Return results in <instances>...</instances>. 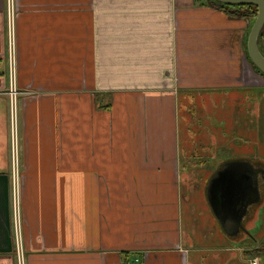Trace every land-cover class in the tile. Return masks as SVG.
Returning a JSON list of instances; mask_svg holds the SVG:
<instances>
[{
    "label": "crops",
    "instance_id": "1",
    "mask_svg": "<svg viewBox=\"0 0 264 264\" xmlns=\"http://www.w3.org/2000/svg\"><path fill=\"white\" fill-rule=\"evenodd\" d=\"M7 2L0 0V264H17ZM13 3L24 264H249L241 245L194 240L220 227L207 199L225 162L210 147L220 132L217 106L228 96L256 114L252 91L264 88L247 58L249 19L208 0ZM206 102L212 112L196 114ZM179 132H200L202 145L181 150ZM202 132H212L208 144Z\"/></svg>",
    "mask_w": 264,
    "mask_h": 264
},
{
    "label": "rangeland",
    "instance_id": "2",
    "mask_svg": "<svg viewBox=\"0 0 264 264\" xmlns=\"http://www.w3.org/2000/svg\"><path fill=\"white\" fill-rule=\"evenodd\" d=\"M210 2L213 3L214 1L210 0ZM231 9L232 8L229 7V10ZM252 93L257 96L256 114L254 112V105L246 106L245 104L240 105L239 103H234L237 100L231 99L228 96L224 104H218L216 109L220 119L218 121L220 132H217L219 133L218 143L210 146H215L212 148V152L216 155V162L220 163L224 160L246 158L264 163V88H259L255 93L254 91H252ZM212 108L213 107L207 102L205 107L198 103L195 104L196 114L198 115L204 114L208 109V112L211 113ZM195 125L196 124L193 125V128H195ZM222 129H225V132H221ZM188 133L189 132H179L181 150L183 148L202 145L197 135L200 134V132H192L193 137H189ZM209 133L212 132H202L203 144H208ZM208 161H211L210 158ZM207 169L208 167L204 169H193L194 177H202ZM190 170L191 169L188 171ZM183 172L184 169L182 168L180 173L183 174ZM261 180L258 186L261 200L250 209V218L246 224V230L242 232L238 238L229 239L224 234L221 227H219L217 230L210 229L208 230L209 232L205 231L200 233L197 231L194 234V240L214 241L215 243L229 242V244H235L237 247L241 245V247L248 250V252L249 248L254 246L255 243L259 244L264 241V178ZM181 186L184 190V186ZM182 214L183 216L186 215L184 210ZM204 215H207L206 211H204ZM213 217L215 216L213 215ZM203 223L205 224L206 220ZM198 224L200 223L197 222V225ZM250 258L252 259L253 257L250 256Z\"/></svg>",
    "mask_w": 264,
    "mask_h": 264
},
{
    "label": "water",
    "instance_id": "3",
    "mask_svg": "<svg viewBox=\"0 0 264 264\" xmlns=\"http://www.w3.org/2000/svg\"><path fill=\"white\" fill-rule=\"evenodd\" d=\"M210 2V0H208ZM210 4L218 6L252 5L256 16L249 19L250 27L246 34L245 48L247 58L258 76L264 80V56L259 50L258 37L264 27V0H212ZM257 168H261L257 176ZM264 178V163L250 162L249 159L226 160L208 184L207 199L209 207L229 239L238 238L246 229L250 218V207L260 202L259 182ZM259 251L258 264H264V241ZM251 259V258H250Z\"/></svg>",
    "mask_w": 264,
    "mask_h": 264
},
{
    "label": "built area",
    "instance_id": "4",
    "mask_svg": "<svg viewBox=\"0 0 264 264\" xmlns=\"http://www.w3.org/2000/svg\"><path fill=\"white\" fill-rule=\"evenodd\" d=\"M15 8L13 0H8L6 10V28L8 41V59L10 63V87L8 91L11 119V167H12V187L14 197V228L16 230V250L17 264H24L23 253L20 243V216L17 207V198L19 196V161H18V134H17V96L18 91L15 88L13 81V64L16 57L15 52ZM138 263V260H135ZM249 264H258V258L254 257L249 260Z\"/></svg>",
    "mask_w": 264,
    "mask_h": 264
},
{
    "label": "trees",
    "instance_id": "5",
    "mask_svg": "<svg viewBox=\"0 0 264 264\" xmlns=\"http://www.w3.org/2000/svg\"><path fill=\"white\" fill-rule=\"evenodd\" d=\"M229 7L232 8L234 11H230ZM220 9L224 10L227 14L238 15L242 18L254 19L256 16V8L252 5H235V6L220 5ZM258 45L260 52L264 56V27L258 37ZM249 252L248 254H250V256L253 258L259 256L258 250H253L252 252L251 251Z\"/></svg>",
    "mask_w": 264,
    "mask_h": 264
},
{
    "label": "flooded vegetation",
    "instance_id": "6",
    "mask_svg": "<svg viewBox=\"0 0 264 264\" xmlns=\"http://www.w3.org/2000/svg\"><path fill=\"white\" fill-rule=\"evenodd\" d=\"M261 171H263L261 168H259V169L257 168V176H258V178H259V176H260V172H261ZM246 224H247V223H246V220H243V221H242V226H243L244 229L246 228Z\"/></svg>",
    "mask_w": 264,
    "mask_h": 264
}]
</instances>
